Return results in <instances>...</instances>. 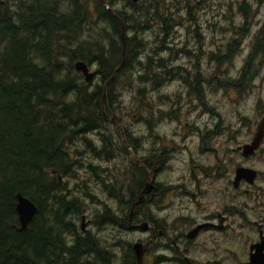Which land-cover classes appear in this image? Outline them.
Segmentation results:
<instances>
[{
	"label": "rangeland",
	"instance_id": "rangeland-1",
	"mask_svg": "<svg viewBox=\"0 0 264 264\" xmlns=\"http://www.w3.org/2000/svg\"><path fill=\"white\" fill-rule=\"evenodd\" d=\"M106 1L101 0V3L105 5ZM112 1L114 10L132 13L127 0ZM157 1H162L172 14L170 36L160 33L158 21L137 35L143 46L140 49L138 46L135 51L139 50L138 60L142 62L151 58L147 73L161 74L165 78L155 86L143 84L136 76L142 72L141 67L146 68L144 63H132V69L124 73H121L122 67L114 86L117 103L110 107V114L118 121L120 131L128 132L137 140L135 151L128 148L127 156L117 152L111 161L96 160L92 155L84 154L80 161L83 165L88 162L103 169L104 172L97 171L99 181L103 180L107 187L115 185L118 191L121 186V193H117L125 198V187L133 170L132 157L152 159L153 169L162 160L164 166L157 172L155 180L161 185L163 195L152 208L156 218L165 221L160 222L161 227L168 229V236L174 239L200 220L224 218V229L220 233L214 230L205 233L190 249L189 257L196 264H203L209 250L215 248L217 255L231 254L233 259L222 256L226 257L224 264H242L248 261L250 245L259 240L258 231H264V141L249 158H243L237 151L250 143L257 123L264 118V58L249 61L254 38L264 28V0ZM94 2L96 0H90L89 8ZM137 3L145 4L143 0ZM91 27L94 37L105 25ZM124 29L125 65L127 50H134L133 44L128 43L134 33L125 25ZM105 30L110 32L106 27ZM159 60L165 64L163 70L156 69ZM88 66L89 71L95 73L91 86L101 84L96 65ZM170 69H174V74L165 75ZM140 89L144 90L139 92ZM102 103L106 110L105 99ZM114 129L107 127L87 137L94 147H99L102 135L117 139ZM74 147L84 149L80 142ZM238 167L257 173L253 185L241 182L238 188L233 187ZM77 171L74 179L61 178L70 189H79L74 195L81 197V215L74 223L78 230L84 224L85 230L102 240L103 248L109 246L110 249V245L120 239L122 248L113 247L112 253L119 261L116 263L115 258V264H121L122 249L126 244L132 247L139 241L146 243L150 236L139 231L118 232L107 225L102 219L103 209H113L117 198L104 193L90 171ZM83 187L100 203L84 200ZM82 217L84 220L80 221ZM176 244L170 246L180 253L183 249L181 240H176ZM154 252L151 248L146 253L145 264H154L157 253Z\"/></svg>",
	"mask_w": 264,
	"mask_h": 264
},
{
	"label": "trees",
	"instance_id": "trees-1",
	"mask_svg": "<svg viewBox=\"0 0 264 264\" xmlns=\"http://www.w3.org/2000/svg\"><path fill=\"white\" fill-rule=\"evenodd\" d=\"M143 1L140 5L127 0L132 9L127 14L114 10L112 0L105 5L96 0L92 8L90 0H0V264H115L110 250L94 239L91 244L89 232L77 230L74 221L81 215L82 201L74 194L79 189H70L57 176L74 179L78 169H86L103 192L114 195L126 210L148 181L146 171L131 161L133 170L123 198L118 195L121 186L118 191L115 185L107 187L99 181L97 171L103 169L80 161L84 154L111 161L117 152L127 156L128 148L135 151L137 146L136 139L120 133L104 117L118 123L110 107L117 103L114 86L119 75L106 91L104 87L122 61L119 20L134 33L128 39L134 50H127L121 73L132 69V63H144L137 81L155 86L165 78L147 73L151 58L142 62L135 50L143 46L137 35L153 24L160 22V33L169 37L172 14L162 1ZM97 24L110 32L102 27L92 37L91 26ZM250 55L253 62L264 58V28L257 32ZM78 61L95 64L101 84L86 83L74 68ZM155 66L163 70L165 64L159 60ZM173 70L164 74H174ZM104 95L106 110L102 109ZM107 127L115 128L117 142L102 135L101 146L94 147L87 136ZM77 142L83 150L74 147ZM19 194L37 207L23 231L16 213ZM82 194L84 200L100 203L84 187ZM104 211L103 221L112 224L114 215L110 209ZM122 251L121 264H136L130 244Z\"/></svg>",
	"mask_w": 264,
	"mask_h": 264
},
{
	"label": "flooded vegetation",
	"instance_id": "flooded-vegetation-1",
	"mask_svg": "<svg viewBox=\"0 0 264 264\" xmlns=\"http://www.w3.org/2000/svg\"><path fill=\"white\" fill-rule=\"evenodd\" d=\"M160 162H157V166L155 167L156 169L152 168L153 167L152 165L154 164V161L152 159L136 160V163L134 162L138 167H141L146 171V174L148 176V181L150 178L149 174L155 173L154 175L155 177L151 184L150 191L148 193H144L141 198V202L135 205V203L140 199V195L144 191L145 186L140 188L137 192L136 202L135 201L132 202L129 205L127 210L124 209L121 203L119 202H117V205L115 204V207H113V209L110 207H104L103 214L105 212L104 211L105 209H110V211L108 212L114 215L113 223L112 224L106 223V224L109 225L114 230H117L118 232H125L127 230V231H139V232H144V233L149 234L150 237L146 243H141V241L137 242V243H141L142 245H147L145 248L143 257H142V264H145L144 257L147 255L146 254L147 252H150L151 248H153V250L157 252V253L154 252L156 254V255L154 254L155 256L154 264H159V263L160 264H171V263L173 264H196L195 261L189 257L190 249L194 247L195 245H197V243L199 242V239L202 236H205L204 235L205 233L211 230H214L217 233H220V231L224 229L225 219L219 218V217L205 218L203 220H200V222L198 223H193L186 233L180 232L174 239H171L167 234L168 229L161 227L160 222L165 223L164 219L156 218V216L152 212V208H154V206L156 207L157 200L160 198V196L163 195L161 185H159L155 180L157 172H159L161 168L164 166L163 161L160 160ZM108 203L107 204L104 203V205L107 206ZM131 211H132V214H131ZM95 214H97V212H95ZM125 215L127 216L125 217ZM94 219L95 218L93 216L91 220V225ZM125 223L127 224V228L124 226ZM142 226H144L145 228L141 229ZM79 232L80 233L89 232V235H88L89 242L93 244V241L95 240L98 243V245L101 247L102 240L96 237L92 232L88 230L82 231L81 226H80ZM258 237H259L258 242L250 245L249 255L251 253L252 246L260 244L262 241L264 242V231H262L261 229L258 231ZM160 240H165V242L164 243L158 242ZM176 240H181L182 245H183V249L181 250L180 253L178 249H174L172 246H170V245L174 246L176 244ZM211 240H213V237H211ZM72 242H73V238L71 237L68 238V243L71 244ZM208 242L212 243L209 240ZM121 244H122V241L120 239H117L115 243H112L110 245V249H109V246L104 249L108 252L110 250L112 253V248L113 247L121 248L122 247ZM170 254H172V256H169ZM222 256H226L229 259H233L231 254L229 255V253L227 252L225 255H217L215 253V248H213L209 250L208 258L203 260V264H224L226 257H222ZM115 258H116V263H119V261H117L118 260L117 256H115V254L112 253L111 260H113L114 263H115ZM247 262L242 263V264H246Z\"/></svg>",
	"mask_w": 264,
	"mask_h": 264
},
{
	"label": "water",
	"instance_id": "water-1",
	"mask_svg": "<svg viewBox=\"0 0 264 264\" xmlns=\"http://www.w3.org/2000/svg\"><path fill=\"white\" fill-rule=\"evenodd\" d=\"M139 0H131L132 3L136 4ZM121 24V41L122 45H125V29L124 25L119 20ZM124 49L122 46V61L119 65V67L114 71L113 76L110 78V80L105 84L104 90L106 91V87L109 82L113 80V78L117 75L118 71L123 67L124 65ZM74 68L77 72L81 73L84 77V80L86 83L90 84L93 81V78L95 76V73H92L89 71V66L82 62L78 61L75 63ZM105 99V95L103 96V100ZM102 100V101H103ZM102 109H103V103H102ZM105 120L111 123L113 126L119 128V124L115 122L114 120H111L107 118L106 116ZM121 133V131H120ZM264 141V118H262L256 125L255 132L252 136V139L250 143L244 144L241 147L237 149L242 155L243 158H249L253 156L258 149L260 148L261 144ZM132 160L136 162V159L132 157ZM52 175L55 174V171L51 172ZM155 173L152 174V176L149 178L148 183L145 184V189L140 195V199L135 203V205L139 204L141 202V198L144 193H148L150 191L151 184L154 180ZM257 177V173L248 168L238 167L235 170V177L233 181V187L236 189L238 188L239 184L241 182H245L248 185H253ZM58 180L61 181V176H57ZM134 205V206H135ZM133 206V207H134ZM16 213L18 216L20 228L19 231H23L27 228L28 224L32 221V219L35 217L37 213V207L33 202H31L28 198H25L21 196L20 194L17 195V203H16ZM132 214V211H131ZM131 216V215H130ZM84 220V217L81 218V221ZM145 226V225H144ZM142 226L141 229H144L145 227ZM81 229L84 231V224H81ZM147 245H142L141 243H135L132 245V250L135 254V260L136 264H142V257L145 251ZM246 264H264V242L262 241L260 244L254 245L251 248V253L249 255L248 262Z\"/></svg>",
	"mask_w": 264,
	"mask_h": 264
},
{
	"label": "bare ground",
	"instance_id": "bare-ground-1",
	"mask_svg": "<svg viewBox=\"0 0 264 264\" xmlns=\"http://www.w3.org/2000/svg\"><path fill=\"white\" fill-rule=\"evenodd\" d=\"M19 221V220H18ZM19 226H20V224H19Z\"/></svg>",
	"mask_w": 264,
	"mask_h": 264
}]
</instances>
